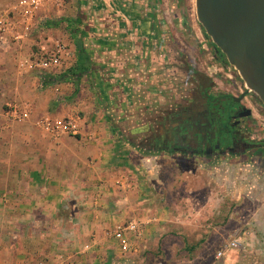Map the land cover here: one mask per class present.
I'll return each instance as SVG.
<instances>
[{"label": "crops", "instance_id": "1", "mask_svg": "<svg viewBox=\"0 0 264 264\" xmlns=\"http://www.w3.org/2000/svg\"><path fill=\"white\" fill-rule=\"evenodd\" d=\"M17 1L0 0V15ZM22 31L15 24L0 33V264H148L156 249L176 262L264 264L258 174L230 185L221 204L209 179L189 180L196 167L176 166L184 152L145 144L174 126L169 116L180 103L199 111L200 85L219 84L195 61V39L207 35L183 0L53 1L16 38ZM56 38L68 45L63 67H36ZM85 58L88 69L74 72ZM64 73L73 76L43 80ZM15 106L29 118L15 117ZM44 115L76 116L78 134L45 131ZM234 156L264 166L262 148ZM130 221L139 232L115 237ZM210 244L217 248L207 262Z\"/></svg>", "mask_w": 264, "mask_h": 264}, {"label": "flooded vegetation", "instance_id": "2", "mask_svg": "<svg viewBox=\"0 0 264 264\" xmlns=\"http://www.w3.org/2000/svg\"><path fill=\"white\" fill-rule=\"evenodd\" d=\"M218 57L225 55L219 50ZM199 111L192 109L189 102L180 103V112L170 114L173 127L160 128L159 135L147 139L146 146L152 149L178 150L187 156L221 158L244 154L253 148L264 149V140L257 141L250 132L256 113L264 105L259 97L245 88L238 93L229 89H217L213 84L200 85ZM220 109L223 111H218ZM217 116L214 120L213 115ZM222 119L221 124L219 120ZM214 121V122H213Z\"/></svg>", "mask_w": 264, "mask_h": 264}, {"label": "rangeland", "instance_id": "3", "mask_svg": "<svg viewBox=\"0 0 264 264\" xmlns=\"http://www.w3.org/2000/svg\"><path fill=\"white\" fill-rule=\"evenodd\" d=\"M183 6L189 18L190 17L196 19L198 18L196 0H183ZM191 34L193 35V32ZM203 35L201 36V38H203L202 41L195 39L194 48L198 55L195 58V61L199 64V66L202 69L207 71L209 74H211L212 77L216 78L219 81V84H215L217 89H229L236 93L245 89L246 88L245 82L241 78L238 70L234 69L233 67L230 70H228L229 61L227 60L226 56H225L226 60L223 61L222 59H220L218 57L219 48L214 44L212 39L207 34H206L207 36H205V34ZM249 126L252 127L250 136H252L257 141L264 140V108H260V112L256 113V118L252 123L249 122ZM132 149L133 148L131 149L126 148L125 153L129 156V153ZM133 155L134 154H132V157ZM137 162L138 161L135 157L132 163L137 164ZM243 163H244L243 160H241L238 157H235L234 155H232L230 158L227 159H224V157L211 159L207 157L199 158L198 156H195V158L194 157L192 158V156H187V158L185 159L181 158L179 161H177L176 166L179 169L180 168L185 169V171H187V168L196 167L197 171L201 172V175L200 172L198 174L195 173L194 175L190 174L189 180L194 178L196 179V182L201 184V183H207V179H209L210 183L213 184L214 190L216 191L215 192L216 197L221 199L222 201L221 204H223L225 190H227L230 185L231 187L234 186L238 187L242 183V181L246 179V177H243L244 174L245 176L249 175L248 177L253 176L255 173L256 175L258 174V184L260 187L264 188V178H263L264 166L257 167L255 165L253 166L249 165L248 167H245ZM174 166L175 165H173L172 167ZM168 168H165V171L167 173L169 172ZM209 168L214 170L213 172L214 176L207 177L202 175V171L207 170ZM237 197H238V193H236V191L233 192L232 200L235 201ZM219 217L223 218L222 212L217 214V218ZM210 245L211 247L209 248L208 256L204 259L207 262H210L214 259V255L212 254L213 253L212 251L217 248L215 244L214 245L210 244ZM189 258L190 256L185 258L180 257V261L176 262L174 261V258L165 255L162 249H156L154 253L146 256V262L148 264H203L198 260L193 261ZM137 264H144V261L142 260Z\"/></svg>", "mask_w": 264, "mask_h": 264}, {"label": "water", "instance_id": "4", "mask_svg": "<svg viewBox=\"0 0 264 264\" xmlns=\"http://www.w3.org/2000/svg\"><path fill=\"white\" fill-rule=\"evenodd\" d=\"M196 6L205 33L264 105V0H196Z\"/></svg>", "mask_w": 264, "mask_h": 264}, {"label": "built area", "instance_id": "5", "mask_svg": "<svg viewBox=\"0 0 264 264\" xmlns=\"http://www.w3.org/2000/svg\"><path fill=\"white\" fill-rule=\"evenodd\" d=\"M61 2L63 0H18L12 9L5 11L0 15V33H5L11 29L15 24H19L23 31L17 32L15 37L22 38L32 32L39 15V11L49 5L51 2ZM68 49L67 43L61 39L56 38L51 47L43 49L39 55L34 59V65L44 70H60L63 67V60ZM234 68V65L229 63V68ZM13 114L18 119H27L30 116L29 109H22L20 106H15ZM78 118L76 116L54 117L44 115L38 119L41 127L54 135L78 134L79 127L77 124ZM140 225L138 222L130 221L125 224H120L114 230V236L122 238L126 232L138 233ZM123 249L128 252L131 246L126 240H122ZM236 241L229 243L230 246H236ZM222 255V251L218 252ZM39 264H43L42 262Z\"/></svg>", "mask_w": 264, "mask_h": 264}, {"label": "trees", "instance_id": "6", "mask_svg": "<svg viewBox=\"0 0 264 264\" xmlns=\"http://www.w3.org/2000/svg\"><path fill=\"white\" fill-rule=\"evenodd\" d=\"M88 69V65H87V59H80L79 61V64H78V67L74 70V72L76 71H79L81 73L85 72L86 70ZM73 72V74H74ZM69 73H64V74H59L58 76H43V80L45 83H53V82H56V81H61L63 80L64 78L67 77ZM70 77L73 76L72 73L69 74ZM75 76V75H74ZM189 252H190V249H189ZM193 256H190V258H192Z\"/></svg>", "mask_w": 264, "mask_h": 264}]
</instances>
